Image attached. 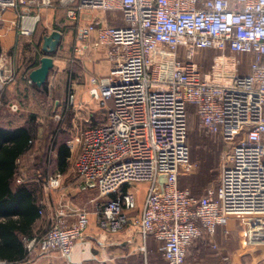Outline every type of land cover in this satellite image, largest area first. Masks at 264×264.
I'll list each match as a JSON object with an SVG mask.
<instances>
[{"label": "built area", "instance_id": "obj_1", "mask_svg": "<svg viewBox=\"0 0 264 264\" xmlns=\"http://www.w3.org/2000/svg\"><path fill=\"white\" fill-rule=\"evenodd\" d=\"M77 1L70 18L91 10L117 13L122 21L96 17L78 35L86 49L95 34L111 62L109 74L93 77L90 88L108 108L105 121L88 120L68 141L78 152L83 188L104 198L94 210L99 227L107 233L138 227L155 237L166 264H187L189 247L203 235L225 259L213 242L218 226L232 217L264 218V0H65ZM30 2L36 0H0V23L8 9ZM40 6L53 7L54 0H40ZM23 24L21 33L30 34ZM203 49L215 51L207 69L199 60ZM15 77L0 55V89ZM74 101L70 92L71 106ZM190 105L199 125L226 144L219 183L203 196L180 186V177L196 170L188 143ZM61 178L52 175L45 189L59 188ZM138 183L149 186L140 215L133 216ZM73 213L69 222V209L58 212L44 234L28 239L30 254L59 251L65 264H80L73 250L90 212Z\"/></svg>", "mask_w": 264, "mask_h": 264}, {"label": "trees", "instance_id": "obj_2", "mask_svg": "<svg viewBox=\"0 0 264 264\" xmlns=\"http://www.w3.org/2000/svg\"><path fill=\"white\" fill-rule=\"evenodd\" d=\"M56 1L53 7L46 8L47 12L56 9L55 7L59 5ZM58 23L54 21L56 30L62 34L71 33L75 37L71 48L73 58L81 23L76 21L75 24L64 26L60 25L61 21ZM201 52L203 58L199 60L207 69L215 51L203 49ZM56 53L57 50L50 55L54 57ZM43 54L46 55L44 51ZM39 65L40 59L34 58L27 64L25 73L18 78L22 86L20 109L13 114L9 112L12 104L10 96H6L4 100L2 98L0 105V261L7 264H21L32 255L26 247V241L38 236L34 233V228L45 207L42 199L45 185L52 175L67 173L71 164V150L67 143L70 132L66 129V126L71 125L73 115L69 103L70 93L63 105L61 103L57 105L58 97L53 99L55 89L50 87L48 81L38 86L30 80V72ZM18 79L16 76L12 82ZM30 106L31 111L23 110ZM56 115H60L61 118L57 120ZM194 116L196 117V108L190 106L188 143L192 159L198 158L202 168L189 179L190 181L188 180L189 182L186 180V185L191 189L186 185L180 186L191 190L196 196H203L220 180L218 157L222 146L212 137L223 139L200 126L206 136L203 143L202 140L199 141L194 137L195 133H191ZM18 118H26V121L22 123ZM183 176L180 177V183ZM20 178L21 182H18ZM71 180L73 185L78 183L79 186L83 181L80 176ZM127 188L128 186H125L124 190ZM207 239L206 235L196 239L189 247L186 258L193 252L198 241L208 242ZM228 259L226 254V259L217 257L216 262L231 264Z\"/></svg>", "mask_w": 264, "mask_h": 264}, {"label": "crops", "instance_id": "obj_3", "mask_svg": "<svg viewBox=\"0 0 264 264\" xmlns=\"http://www.w3.org/2000/svg\"><path fill=\"white\" fill-rule=\"evenodd\" d=\"M21 7L22 6H17L8 9L3 21L0 23V55L3 57V62L13 68L17 79L25 73L27 64L31 63L34 58L39 60L44 56L42 49L44 37L56 30L54 27V19L47 18V14L51 15L55 13L48 11L45 14L44 10H35L25 18L23 24L21 16L24 13ZM88 23L89 21L86 23L81 22L79 31ZM22 24L31 30L30 34L21 33ZM74 38L75 37L71 33L62 34V40L58 46L59 49L57 48V53L54 56V69L48 77L50 87L60 90L56 100L57 105H59V103L62 105L64 104L66 100H64L63 97L66 92L67 96L70 92L75 94V101L72 105L73 115L71 118V125L66 126V129L70 132V139L78 137L81 134L88 120H91L92 123H103L105 121L108 108L102 105V108L99 110L103 111L99 114V110L92 109L90 102L85 98V93L90 95V88L92 86L91 79L93 77L103 79L108 75L111 68L107 49L103 46L95 45V34L92 35L86 49H80L77 36V43L73 50L74 57L72 58L71 48L75 40ZM100 61H105L106 66L109 64V69L101 75L94 73L86 77L90 65L95 63L100 66ZM69 65L74 67L70 71L68 69ZM21 90L22 86L21 83H19V79L16 82L6 84L0 89V105L2 104V98L4 100L6 96L12 97V103H18L20 105L19 99L21 98ZM111 104L112 103L109 102L108 106H111ZM23 110L31 111L32 106ZM9 112L12 114L15 113L11 111L10 108ZM57 116L60 115H56V118ZM18 120L23 123L26 121V118H18ZM41 132L42 131H40V133ZM75 173H77L76 170ZM69 174V171L61 174V179H65L67 183L69 180V184L73 185ZM76 176L78 175L76 174ZM72 195H76L73 189ZM42 199L45 207L41 212L40 219H38L35 224L34 233L36 235L44 234L55 220L52 213L47 211L49 197L45 188ZM143 204L144 201L139 200V209L132 213L133 216L140 215ZM69 210L70 215L67 219L69 222H72L75 219V214L73 213L75 210ZM221 226L222 225L218 226L216 235ZM207 240L211 243L210 239ZM208 242L204 240L198 241L193 248V252L186 258V263L199 264L197 262V257L203 252ZM246 247L247 243L244 241L242 248L244 249ZM220 250L222 256L226 259V253L223 252L222 249ZM157 251H159V243L154 236L148 235L145 237L140 229L135 226H129L119 233L104 232L97 223L95 212L91 211L89 213V224L84 237L79 239L75 244L73 259L80 264H152V262L148 260V255L149 253H155ZM139 253L145 256L146 259L144 263L142 258H136ZM216 256L222 259V257L217 255V250ZM227 257L231 264H236L238 261L235 257L228 254ZM163 263L166 264L164 258ZM21 264H65V260L59 251H51L45 254L37 252L32 254L27 261Z\"/></svg>", "mask_w": 264, "mask_h": 264}, {"label": "rangeland", "instance_id": "obj_4", "mask_svg": "<svg viewBox=\"0 0 264 264\" xmlns=\"http://www.w3.org/2000/svg\"><path fill=\"white\" fill-rule=\"evenodd\" d=\"M55 1V0H54ZM58 6L55 7V10H51V13L55 14H47V18L54 19L55 23L61 21V26L64 25H72L75 24L76 21H79L80 23H86L88 21L93 20L96 17H105L107 18L108 22H114L118 20L119 24H122L121 16L117 13H107L104 14L100 11H91V10H83L82 12L77 13L76 18H70L68 16V12L72 8L78 7V1L77 3L69 4L66 3L65 0H57ZM55 2V3H56ZM22 6L23 13H26L29 15L30 13L34 12L38 9H43L45 13H47L46 8L51 7H43L40 6V0H36V2H30L29 5L22 4L19 5ZM120 17V19H119ZM57 21V22H56ZM62 21L64 24H62ZM199 58H203V53L200 52ZM101 65H96L95 63H92L88 69V74H103V72H106L109 69V64L106 66L105 61H100ZM71 65L68 66L69 71L73 69ZM249 72V62L246 59L245 63L241 66V73H248ZM109 74V73H108ZM63 84V83H62ZM59 86V85H58ZM60 90L55 89V95L54 98H57L59 96ZM67 97V92L64 95L63 99L65 100ZM85 98L90 102V105L93 110H99L102 108V104L100 100H97L95 98H92L88 93H85ZM109 102L112 103L110 100ZM195 107L194 105H190ZM189 106V107H190ZM103 110H99L102 112ZM56 118V117H55ZM59 120L58 118H56ZM194 132V137L199 139V141L202 140V143L205 140V134L202 132L199 121L197 119V116L193 117V123L191 126V133ZM212 137V136H211ZM215 139V142H218L222 146V150L220 152V155L218 157V165L219 169H221V163L225 156V150H226V144L223 140H220L216 137H212ZM67 139V138H66ZM71 140L70 138L67 139V141ZM68 143V142H67ZM201 143V147H203V144ZM199 146V148L201 149ZM77 150L75 152H71V158H70V169H69V175L71 178H75V160L77 156ZM191 161L195 163L196 170L187 175L183 176L181 178L180 185H186V180L188 181L191 177L198 174L201 171L202 164L201 161L197 159H192ZM68 175V177H69ZM64 177V176H63ZM190 181V180H189ZM188 181V182H189ZM65 182V179H61V186L59 188H49L46 190V193L49 197V203L47 202V211H50L52 213V216L56 217V214L62 210L65 209H74V210H80V209H87L89 212L94 211L97 205V201H102L104 198L100 197L99 192L92 188V187H86L81 188V185L79 186L78 183L74 185H70ZM149 183H138L134 184V190L137 192L139 196V200L144 201L145 196L147 194ZM188 188L189 185H186ZM72 189L73 192L76 193V195H72ZM191 191V190H190ZM55 195V196H54ZM70 218V217H69ZM71 219V218H70ZM230 229V230H229ZM249 239L252 240L250 243ZM244 241L247 243L246 248H242V245L244 244ZM213 242L217 243L220 249L223 250L226 254L235 257L237 261L236 264H264V218L262 217H232L229 219V221L225 224H223L217 232V235L214 237ZM242 255V256H241ZM143 259V263L145 261V256L141 255L140 253L138 256H136L137 259L140 258ZM197 262L199 264H217L216 259V250L212 246V242L208 243L203 252L198 255ZM148 260L152 262V264H165L163 263V255L161 251H157L155 253H149Z\"/></svg>", "mask_w": 264, "mask_h": 264}, {"label": "water", "instance_id": "obj_5", "mask_svg": "<svg viewBox=\"0 0 264 264\" xmlns=\"http://www.w3.org/2000/svg\"><path fill=\"white\" fill-rule=\"evenodd\" d=\"M61 40L62 33L59 30H54L44 37L42 49L46 55L40 59V65L33 69L29 74L30 80L38 86H41L48 81L50 71L54 68V57L50 54L57 50ZM81 187H85V183H82Z\"/></svg>", "mask_w": 264, "mask_h": 264}]
</instances>
